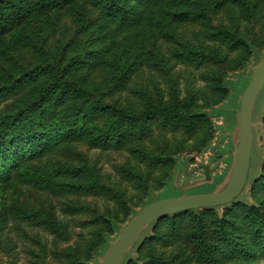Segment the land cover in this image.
Returning <instances> with one entry per match:
<instances>
[{
    "label": "rangeland",
    "instance_id": "obj_1",
    "mask_svg": "<svg viewBox=\"0 0 264 264\" xmlns=\"http://www.w3.org/2000/svg\"><path fill=\"white\" fill-rule=\"evenodd\" d=\"M180 4L177 9L197 8L199 16L175 19L168 14L177 11L173 6L152 24L110 23V35L103 42L114 46V52L87 58L83 65L72 64L69 73L66 65L102 20L92 2L84 11L79 5L39 9L0 29L4 131L14 115L37 114L29 95L44 82L60 81L65 87L54 90L59 104L53 107L57 108L50 122L58 124L57 113L72 106L76 95L84 97L79 108L98 100L107 109L69 135L63 136L55 125L58 135L50 138V148L21 160L19 168L3 157L8 172L0 179V264H103L147 203L177 196L169 191L172 184L185 189L186 196L199 194L194 188L216 177L222 178L218 189L229 184L239 128L232 134L231 166L225 152L230 140L224 130L229 127L227 115L239 114L243 93L264 59V0H182ZM223 32L230 34L228 38ZM210 35L217 41L211 42ZM126 43L139 47L135 53H140L141 64L121 78L113 66L115 53L123 52ZM192 48L207 53L219 49L221 58L195 62L179 56ZM193 93L197 96L190 109L195 115L192 121L148 112L163 102H176L187 110ZM259 96L260 92L253 109L249 175L235 228L238 236L246 237L257 226L264 232V186L258 189L264 179V103L257 120ZM118 112L126 114L114 134L120 132V137L96 144L93 139L110 127ZM23 170L34 176L22 177ZM224 211V206L207 214L197 209L155 220L149 236L120 264H248L236 254L224 256L220 249L208 260L200 256L201 246L221 244L216 232ZM49 215L55 221L52 226L45 223ZM244 215L252 217L251 224L241 218ZM105 240L110 243L107 251ZM250 264H264V250Z\"/></svg>",
    "mask_w": 264,
    "mask_h": 264
},
{
    "label": "trees",
    "instance_id": "obj_2",
    "mask_svg": "<svg viewBox=\"0 0 264 264\" xmlns=\"http://www.w3.org/2000/svg\"><path fill=\"white\" fill-rule=\"evenodd\" d=\"M89 2L95 4L94 6L99 9L102 20L100 19L97 27L91 31L92 34L90 35L88 40L85 42L82 48L78 50L76 55L73 56L68 65H66V73L72 71V69H70L71 67H68L72 66V64L83 65L86 63L87 58H94L103 54V52L105 51L107 53L114 52V46L108 43L105 44L103 42L107 39V36L110 35V29L108 26V24L110 23H115L122 27H125L127 25H140L144 22L152 24V22L155 20L158 21L159 19L160 21V16L164 14L165 11L168 12V10L173 6H176L175 10H177L178 12L175 11L173 13L169 11L168 14H173L175 19H183L190 15L199 16L197 8H194V11L186 10L187 7H183L182 10L177 9L182 0H0V29L4 30L5 27L11 24H18L31 12L39 9H52L62 5H79V7L84 11ZM83 11L81 15L82 18H84L85 15V12ZM85 26L87 27L88 25L85 24ZM223 34L224 38H228V35H230L226 32H223ZM210 41L215 42L217 41V38L211 36ZM228 41L231 42V39H229ZM138 48L139 47L137 45L126 43L123 52L115 53L116 64L113 66V68L118 77L125 78V76L129 72H131V70H134L140 66L141 55L140 53H135L138 51ZM179 56L185 57L188 60L195 62L199 60H219L221 58V51L218 49L215 52L212 51L211 53L210 51L207 53L204 50L200 51L192 48L189 52L179 54ZM59 82L60 81L44 82L41 87L33 89V93H31L29 97L32 98L31 106H35L37 108V114L34 117H31L29 113H20L17 116L14 115V119L12 117V124L4 125L6 131L2 129L3 124L0 125V179H2V177H4L8 172L7 166L3 164V157L10 158L12 160L13 167L15 169L19 168L21 166V160L27 161L28 159H32L39 154L41 155L43 152L50 148V138L58 135V132H56L55 129V131L53 130L55 125H58L60 127L59 130L63 131V136L67 134L69 135L70 130L77 132L80 125H82V128H85V123L88 122L89 118L94 117L99 113H105L107 111L106 107H104L103 104L98 100H94L92 101L93 103H88L85 107L79 108L78 106L80 104V101L84 97L76 95L75 97H72L74 100L72 98H69V100H73V107L69 106L62 112L57 113L56 117H58L59 119L58 124L50 122L49 117L51 116V114H53V112H55V109L57 108L56 107L54 109L53 107L59 104L54 90L60 88V86L65 88L62 85L63 82L61 84ZM239 85V92H242L244 90V85L241 82L239 83ZM196 96L197 94L193 93L192 97L187 102V110L181 108L176 102H163L159 107L151 109L148 112H150V114L159 112L165 119L176 118L192 121L195 119V115H191L190 109L195 104ZM263 103L264 85L260 91V96L258 97V106L255 113L257 120L258 113L262 109ZM118 113L119 114L116 115V118L112 121L110 127L106 128L101 134L99 133L96 135V137L93 139L95 143L105 142V140L107 138L109 139L110 136H115L114 138L117 139L120 137V132L119 134L117 133V135L114 134L118 129V122L121 119H124L126 114L124 112L123 116L122 114H120V112ZM227 117L229 127L224 130V133L228 136L230 141L225 148V152L229 155V166H231L233 163L235 152V145L233 142L232 134L237 130V128H239V115L236 111H232L229 115H227ZM28 176L32 177L34 175L28 170H23L22 177ZM221 179V177H216L212 183H205L194 188L200 192H198L199 194L194 193L190 196L207 195L220 192L221 190L218 189L217 186L220 183ZM259 181H261V185L258 189H262L264 186V179L262 178ZM183 190L185 189L179 187L176 183L172 184L169 187L170 193H178L177 196L173 198L186 197V195L183 194ZM239 198L240 196L232 203L224 206L225 211L223 212L224 214L222 215V218L220 220L221 225L216 232V237L221 244L218 247H215L214 245L205 247L201 246V244V258L208 260V256H210L213 251L220 249L224 256L229 255V253L236 254L240 256L239 258H244L245 262L250 264L254 261L257 252L264 250V232L260 230L259 226H257V229H254V232L247 237L245 235L243 236L240 233H238V236L235 232V228L238 225V211L239 208L243 206L241 205ZM150 203L152 202L147 203V205ZM220 207L222 206L202 208V213H212L213 211L218 210ZM195 212H197V209L188 211V213L191 214ZM38 215L39 217L43 216L40 214ZM175 215L177 216V214ZM241 218L246 220L247 224H251V216L244 215ZM231 220L233 221L230 224ZM45 223L52 226L55 221L53 220V217L49 215L46 216ZM154 224L155 223L153 221L148 226V228L144 232H142L141 238L136 240L135 244H132L131 248L129 249L130 254L125 255L124 259L126 257L127 258L125 260L123 259L124 262H126L131 256H133L134 250L139 247L144 238L149 236V230L152 226H154ZM158 226L159 224L156 225V227ZM226 228H229L232 233L235 234L233 239L231 238L230 234L227 233ZM107 241L105 240V242ZM108 248H110L109 242H107L105 251H107Z\"/></svg>",
    "mask_w": 264,
    "mask_h": 264
},
{
    "label": "water",
    "instance_id": "obj_3",
    "mask_svg": "<svg viewBox=\"0 0 264 264\" xmlns=\"http://www.w3.org/2000/svg\"><path fill=\"white\" fill-rule=\"evenodd\" d=\"M264 85V59L246 87L239 112V141L234 170L229 184L220 192L157 201L142 209L120 234L103 264H120L142 230L153 221L168 215L195 209L225 206L236 200L247 184L252 148V117L254 104Z\"/></svg>",
    "mask_w": 264,
    "mask_h": 264
},
{
    "label": "bare ground",
    "instance_id": "obj_4",
    "mask_svg": "<svg viewBox=\"0 0 264 264\" xmlns=\"http://www.w3.org/2000/svg\"><path fill=\"white\" fill-rule=\"evenodd\" d=\"M262 98H263V97H262ZM261 103H262V101H261ZM256 104H257V103H256ZM260 111H261V110H260ZM255 112H256V111H255ZM254 115H255V114H254ZM253 117H254V116H253ZM135 243H136V242H134V244H135ZM126 258H127V257H126ZM126 258H125V259H126ZM125 259H124V260H125Z\"/></svg>",
    "mask_w": 264,
    "mask_h": 264
}]
</instances>
